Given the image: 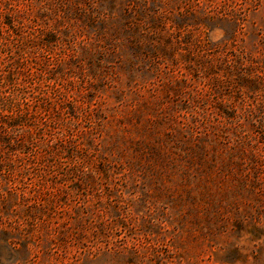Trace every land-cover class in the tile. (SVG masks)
Returning <instances> with one entry per match:
<instances>
[{"label":"rangeland","instance_id":"374dc122","mask_svg":"<svg viewBox=\"0 0 264 264\" xmlns=\"http://www.w3.org/2000/svg\"><path fill=\"white\" fill-rule=\"evenodd\" d=\"M5 16L3 89L41 111L1 152L0 193L57 201L0 238L6 264H264V0H0ZM12 204L0 222L25 219Z\"/></svg>","mask_w":264,"mask_h":264},{"label":"trees","instance_id":"16d2710c","mask_svg":"<svg viewBox=\"0 0 264 264\" xmlns=\"http://www.w3.org/2000/svg\"><path fill=\"white\" fill-rule=\"evenodd\" d=\"M12 22L13 21H11L10 16H5L4 20H2L0 23L4 24V26L7 25L9 30L11 29L14 34H17L11 24ZM51 41L52 39L45 37L38 44L41 47H44V49H50ZM25 48H27L26 43L21 42L19 49L24 50ZM14 69L15 66H13V68L8 72L7 76H4L2 79H0V155H2L1 152L19 155L20 153H23L24 142L20 141L23 136L21 131L25 130L26 132L31 133L32 131H35L39 128L38 114L41 110L38 108H30V101L22 90L20 91L16 88V90L13 92L6 93L3 89L8 83L13 81L14 77H16L17 72ZM41 139L43 144L42 150H44L49 156L53 155L54 150L60 149L61 151V149H64V144L60 141V139H57L58 141L54 142L48 135H43ZM32 190L36 192V194L29 195L28 192L23 191L21 192L20 196L21 201L18 202H16V200L14 202L11 200V196L16 195L15 192L3 190L4 192L0 193V215H8L6 211H8V209L14 205L12 203H15L19 208L24 207L22 211L25 213V219L15 220L14 224H11V222H5V219L0 222V227L2 226L0 228V238H5L2 241L4 242L3 244H8L7 238H14L17 236L20 237L21 235H23V238H26L28 236V228H26L23 224H25L27 216L30 219L28 224L35 220L34 216L29 212L30 208L40 210L44 213L45 210L54 211L55 207H57V201L54 202L53 200H48L44 197V195H47V190L42 189L41 186H38ZM46 216L48 219H51L50 214H47ZM3 223L6 224L4 225ZM20 224H22V226ZM32 225L33 224H29V227ZM56 231L57 230L54 228H48L45 230V234L48 236V238H55L54 233ZM3 249V247L0 248L1 251ZM5 259L7 258L0 257V264H6L7 261Z\"/></svg>","mask_w":264,"mask_h":264}]
</instances>
